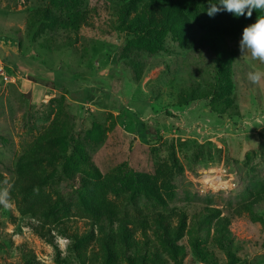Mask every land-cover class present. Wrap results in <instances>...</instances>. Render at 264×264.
I'll use <instances>...</instances> for the list:
<instances>
[{
  "label": "trees",
  "instance_id": "1",
  "mask_svg": "<svg viewBox=\"0 0 264 264\" xmlns=\"http://www.w3.org/2000/svg\"><path fill=\"white\" fill-rule=\"evenodd\" d=\"M106 1L101 5L111 8L117 17L114 29L125 36L119 56L137 80L143 76L138 59L143 53L168 54L171 44L188 51L210 52L212 77L197 71L202 77L198 80L190 73L188 86L180 88L177 106L203 101L220 119L225 115L241 117L235 94V44L245 25L256 22V15L264 10H254L251 18L247 10L240 17L226 10L210 17V3L220 0H111L113 6ZM102 14L91 7L90 0H49L31 13L29 25L30 29L39 27L35 42L46 30L67 35L60 46L40 44L52 53L67 46L75 48L81 31L94 29L95 20ZM14 36L7 39L22 49L21 31ZM0 48H4L1 42ZM66 107L65 95L50 101L44 118L48 126L18 159L16 180L9 192L19 213L32 217L28 223L32 231L55 247V264H247L242 257L243 246L231 229L232 216L247 214L264 225V181L242 190L243 202L232 215L213 207L209 200L190 222L183 212L176 225L177 210L170 204L177 195L176 179L186 171L179 155L195 171L209 165L205 161L209 162L216 145L197 139H172L163 143L168 153L164 161L161 149L151 148V157L157 159H151L153 171L122 162L112 172L104 173L92 153L116 129L115 122L110 126L94 122L80 130ZM156 137L157 142L162 140L159 133ZM250 159L247 155L246 163ZM211 161L215 162L213 158ZM4 180L0 174V190ZM73 217L89 221L84 233L69 229L66 221ZM56 232L73 240L72 259L62 257ZM93 242L98 245L97 251L90 247ZM21 249L25 264H41L34 251L25 246Z\"/></svg>",
  "mask_w": 264,
  "mask_h": 264
},
{
  "label": "rangeland",
  "instance_id": "2",
  "mask_svg": "<svg viewBox=\"0 0 264 264\" xmlns=\"http://www.w3.org/2000/svg\"><path fill=\"white\" fill-rule=\"evenodd\" d=\"M104 1L90 0L91 7L103 13L102 18L94 19V29L81 31L75 48L67 46L50 53L40 48V44L48 42L52 47L60 46L67 35L46 30L35 42L33 38L39 27L30 29L29 25L31 13L46 6L49 0H0V40L14 38L18 30L23 37L22 49L14 44H2L4 48H0V67L5 66L9 77L5 80L0 71V174L5 177L1 189L7 188L9 205L0 204V264H25L23 246L34 251L41 264L56 263L55 247L32 231L28 226L32 217L19 213L9 192L16 180L18 159L48 126L44 121L47 107L60 95L66 96V111L80 130L94 122L106 126L115 122L116 129L108 133L106 142L92 153L104 173L112 172L122 162L152 170L155 165L151 148L159 147L164 161L168 153L163 143L172 139H197L202 144L216 145L209 162L205 161L209 165L195 171L184 156L179 155L186 171L176 179L177 195L170 204L177 210L176 225L183 212L190 222L209 200L213 201V207L232 215L243 202L242 190L258 180L264 181V80L254 85L247 78L251 71H264V63L252 59L250 54L242 56L239 47L244 28L255 22L245 25L235 44L238 51L234 64L235 94L241 117L231 119L225 115L220 119L203 101L177 106L180 88L188 86L190 73L198 80L202 77L197 71L207 78L212 77L209 72L211 53L188 51L173 44L168 54L143 53L138 56L143 76L137 80L119 56L125 36L114 29L116 14L101 5ZM110 1L106 2L113 6ZM263 12H259L257 18ZM182 66L186 70H181ZM157 133L162 137L159 142ZM247 155H251L248 163ZM212 158L215 162H210ZM224 170L234 180V186L225 191L215 188L211 182L213 175ZM232 218V232L244 249L242 257L247 264H264V225L247 214ZM66 222L69 229L80 233H84L89 224L79 217ZM72 242L57 233L56 243L63 258L72 259V253L74 256ZM90 247L99 249L94 242Z\"/></svg>",
  "mask_w": 264,
  "mask_h": 264
},
{
  "label": "clouds",
  "instance_id": "3",
  "mask_svg": "<svg viewBox=\"0 0 264 264\" xmlns=\"http://www.w3.org/2000/svg\"><path fill=\"white\" fill-rule=\"evenodd\" d=\"M234 13L235 16H247L251 18L254 10H264V0H220L218 4L210 3L207 14L214 17L221 11ZM242 56L249 55L252 59L264 63V16H258L257 21L245 27L242 39L239 42ZM247 78L250 83L259 85L264 80V71H251ZM0 204L8 207V190H0Z\"/></svg>",
  "mask_w": 264,
  "mask_h": 264
},
{
  "label": "built area",
  "instance_id": "4",
  "mask_svg": "<svg viewBox=\"0 0 264 264\" xmlns=\"http://www.w3.org/2000/svg\"><path fill=\"white\" fill-rule=\"evenodd\" d=\"M3 65V64H2ZM4 65L0 67V71L2 75L4 76L5 80H8L9 77L5 74L4 71ZM227 171H221V173H218L216 175L212 176L211 182L214 184L215 188H220V190H228L232 186H234V180L230 177V175H226ZM216 176V177H214Z\"/></svg>",
  "mask_w": 264,
  "mask_h": 264
},
{
  "label": "water",
  "instance_id": "5",
  "mask_svg": "<svg viewBox=\"0 0 264 264\" xmlns=\"http://www.w3.org/2000/svg\"><path fill=\"white\" fill-rule=\"evenodd\" d=\"M0 42H1V44H5V45H7V46H9V45H11V44H16V45H17V43L12 42V41H10V40L6 41L5 39H1Z\"/></svg>",
  "mask_w": 264,
  "mask_h": 264
}]
</instances>
